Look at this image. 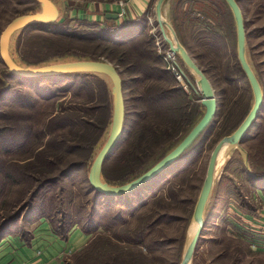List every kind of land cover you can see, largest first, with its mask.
Listing matches in <instances>:
<instances>
[{"label": "rangeland", "instance_id": "obj_1", "mask_svg": "<svg viewBox=\"0 0 264 264\" xmlns=\"http://www.w3.org/2000/svg\"><path fill=\"white\" fill-rule=\"evenodd\" d=\"M52 1L59 10V17L55 23L60 25L68 21L72 22L71 20L75 18L105 22L106 18H102L103 14L105 13L106 17V13L113 12L107 8V4H118L119 0ZM124 1H127L128 10L129 0ZM157 1L152 0L150 3L147 21L141 29V39L136 43L138 46L130 51V62L136 58L138 52L141 53L140 47L146 40L151 42L149 47L162 57L170 49L157 20L155 9ZM237 1L242 9L246 28V56L264 93V0ZM25 2L26 0H0V28L2 30L14 18L23 15L16 14V9H25ZM218 3L224 13L222 15L220 12L219 15L217 11H212L211 18H207L203 13L202 9L205 6L211 7L205 0H199V2L197 0H167L162 9L163 18L171 27L165 26L168 36L182 44L187 43L189 50L185 48L195 62L201 69L207 70L206 75L212 83L218 103L216 121L198 137L189 151L166 168L157 178L131 193L124 194L120 204L116 203L109 208L110 210H103L100 214L96 211L92 214L93 193H88L89 174L96 156L110 136L114 113V86L109 76L94 73L103 78L107 85L112 102L110 124L96 145L88 164L73 172L66 179L46 187L39 198L34 201L35 208L48 212L52 216L44 218L50 222L53 229L58 230V227L62 225L68 226L67 237L72 236L74 229L86 233L88 242L85 246L68 252L62 264H181L188 242L197 228L193 224L192 216L206 178L211 154L223 137L236 130L237 127L235 129L234 127L248 115L255 101L250 82L241 70L243 68L238 57V36L234 14L226 2L218 0ZM187 8L194 10V13L190 14L192 19H187L183 15ZM43 11L42 5L39 4L37 10L31 13H42ZM98 15L102 16L98 17ZM130 20L133 19L125 17L116 21L125 24ZM203 21L209 22L213 27L220 26L221 31L226 35V47L223 50L216 51L211 46H206L201 40L199 30L204 28ZM71 24L77 25L76 23ZM39 33L41 30L38 28L27 31L24 28L12 36L10 53L20 65L23 63L26 67H39L61 62L91 60L68 54L64 57L52 58L40 65H28L22 62L25 48H29L33 43L35 47H39V37L31 35ZM35 53L36 51L28 57L30 61L36 60ZM177 58L186 74L188 87L185 88L184 84L176 79L177 84L186 92L188 106L197 122L206 112V107L201 102L199 77L185 64L179 54ZM103 61L115 65L108 59ZM166 63L163 66L167 68ZM125 66V64L118 65L119 69L123 70L122 76L125 80L123 87L127 108L126 137V133L131 130L135 121L132 112L137 104L133 101V96L142 94L147 85L133 86L130 82L131 74ZM5 69L8 70L0 56V87L1 85L8 87L0 96V111L9 110L12 112L10 115L17 119L16 121H0V126H4L2 130L11 129L0 135V191L3 190L1 184L6 188L11 187L5 199L4 209L0 210V216H7V213L13 210L15 212L27 201L30 188H32L28 182L22 185L12 184L11 179L7 177L12 174V166L20 164L33 167L41 162L39 157L45 150V143L33 148L34 142H30L25 137L31 111L20 107L17 99L27 91L16 79L11 80L5 77L3 74ZM39 101L46 111L47 109L60 111L62 105L67 108L74 99L71 93H67L66 97L51 101V103L41 99ZM14 135L18 136L16 141H13L12 136ZM45 136L44 141L49 137H47V132ZM126 143H123L121 149L125 148ZM24 149L26 150L23 152ZM120 166H122L121 159L113 158L107 163V170L112 174L117 173L119 171L115 169ZM136 178L137 176L132 180ZM102 180L109 185H122L116 181L111 183L106 181L103 175ZM1 192L0 199L3 196ZM52 201L55 205L53 208ZM106 205L107 200H104V206ZM263 209L264 103L259 117L248 131L241 146L227 147L219 155L215 182L205 209V225L191 264H264ZM131 210H134V213L130 214ZM24 218L25 215L14 228L12 235H19L30 242L34 234L31 224L39 217H34L31 222H25ZM59 230H64V228ZM140 237L143 240L142 245L135 243ZM254 244L256 247L253 246ZM155 246L157 248L152 252L146 248Z\"/></svg>", "mask_w": 264, "mask_h": 264}, {"label": "trees", "instance_id": "obj_2", "mask_svg": "<svg viewBox=\"0 0 264 264\" xmlns=\"http://www.w3.org/2000/svg\"><path fill=\"white\" fill-rule=\"evenodd\" d=\"M197 1L199 2V0ZM205 1L211 5V7L205 6L202 9L207 18H211L212 11H217L219 15L222 12L223 15L224 10L218 0ZM223 2L225 3L226 0H223ZM24 4H26L24 10L15 8L16 14L35 12L40 3L36 0H26ZM149 10L148 8L142 16L125 24H121V22L118 24L119 21L107 18L105 22L101 23L75 18L71 20L72 22L68 21L60 25L54 22L51 24H33L25 28V31L33 28L41 30L39 34H31L39 37V47H35L33 43L24 50L22 62L28 65H40L52 58L64 57L68 54H75L83 59H108L114 62L121 76L123 70L119 69L118 65H126L125 69L131 74L130 82L133 86L147 85L142 94L139 93L133 96V101L137 106H134L132 112L135 121L131 130L126 133L125 137L124 126V136L103 166L102 175L110 183L116 181L118 184L123 185L148 171L166 156L172 148H175L199 122H195V116L188 106L186 92L177 84L174 75L163 66L165 62L162 55L149 47V45L151 46L149 40L144 42L143 46L145 48L140 47L141 53L138 52L132 62L129 60L130 51L138 46L136 43L141 39V29L147 21ZM193 11V9L187 8L183 15L187 19H192L190 14H193ZM202 24L204 28L199 30V33H201V40L204 44L211 46L216 51L223 50L226 47V35L221 31L220 26L213 27L207 21H203ZM2 31L0 28V36ZM183 45L189 50L187 43L183 42ZM35 51L36 60L30 61L28 57ZM22 65L24 66L23 63ZM202 70L205 73L207 71ZM241 70L246 78V73L243 69ZM3 74L8 79H16L26 89L27 93L17 99L20 107L31 111L25 137L30 142H34L33 148L45 143V150L39 157L41 161L39 164H35L33 167L15 164L16 166H12V174L7 176L11 179L12 184L22 185L28 182L32 188H30L27 201L15 212L13 210L7 213V216H0V242L6 236L14 233V228L18 226L24 215L25 222H31L36 216L52 217L48 212L35 208L34 201L39 198L46 187L66 179L73 172L88 164L96 145L103 137L112 118V102L106 82L97 74L68 73L23 77L6 69ZM123 84H125L124 79ZM1 86L4 88L0 87V96L8 89L6 86ZM67 93H71L74 101L67 108L62 105L60 111L55 109H47L46 111L44 105L39 101L41 99L51 103V101L66 97ZM11 113L9 110L0 111V121H16L17 119L11 116ZM242 119L234 129L245 118ZM215 121L216 115L204 132ZM3 127L0 126V135L11 130H2ZM46 132L47 137H49L44 141ZM16 137L18 136H12L13 141H16ZM22 139L24 138L22 137ZM125 142H127L125 148L121 149ZM21 146H23L22 143ZM113 158L121 159L122 166L115 169L119 172L112 174L107 170V163ZM1 186L3 190L0 192L3 196L0 199V210H3L6 196L11 187L6 188L3 184ZM88 193H93L92 214L95 211L99 214L103 210L108 211L110 207L112 208V205L120 204L123 197V195L107 196L97 191L91 184ZM104 200H107L106 206H104ZM53 203L52 201V208L55 207ZM129 213H134V210ZM62 228L64 230L60 231L59 229ZM54 230L61 237L67 238L68 226L62 225L58 227V230L55 228ZM115 235H117V232H115ZM135 243L142 245L143 240L140 237L139 241ZM146 248L152 252L157 247Z\"/></svg>", "mask_w": 264, "mask_h": 264}, {"label": "water", "instance_id": "obj_3", "mask_svg": "<svg viewBox=\"0 0 264 264\" xmlns=\"http://www.w3.org/2000/svg\"><path fill=\"white\" fill-rule=\"evenodd\" d=\"M36 1H38L44 9L42 13H28L17 16L9 22L2 31L0 36V56L3 63L10 72L23 77H41L68 73H100L109 76L114 86L113 123L107 142L99 151L92 164L89 174V182L93 188L107 196H120L137 190L147 182L156 178L166 168L171 166L181 156H183L211 124L216 115L218 103L210 79L195 62L185 46L180 41L176 40L175 42L170 36H168L165 26L168 25L170 27V25L166 20L164 22L162 12L163 5L167 0H158L155 7L156 16L159 26L161 27L164 40L169 44L170 50L179 54L185 64L198 75V85L202 92L201 102L206 107V112L199 122L191 129V131L181 140V142L152 168L129 183L119 186L109 185L102 180L103 166L108 157L117 148L123 136L126 118V101L122 76L115 65L103 60H76L48 64L39 67H25L16 62L10 53V43L14 33L33 24L54 23L59 17L58 7L52 0ZM226 2L234 14L238 36V57L252 87L255 101L251 111L239 127L232 134L223 137L217 143L211 154L206 178L203 182L192 216L193 223H196L198 228L188 242L181 264H191L195 254L200 235L205 225V209L215 182L216 165L223 146L227 143H235L238 144V146H241L243 140L248 134V131L259 117L264 103V93L261 83L250 66L246 56V28L242 9L237 0H226ZM106 18L119 20L120 17L118 13L108 12L106 13Z\"/></svg>", "mask_w": 264, "mask_h": 264}, {"label": "crops", "instance_id": "obj_4", "mask_svg": "<svg viewBox=\"0 0 264 264\" xmlns=\"http://www.w3.org/2000/svg\"><path fill=\"white\" fill-rule=\"evenodd\" d=\"M151 1L129 0L127 17L134 20L142 16ZM107 8L114 13L121 10L117 3L107 4ZM104 14L98 17L105 19ZM262 211L264 212V209ZM31 227L34 234L30 242L12 234L1 240L0 264H62L68 252L80 249L88 242L86 233L79 229H74L72 236L62 239L44 217L36 219Z\"/></svg>", "mask_w": 264, "mask_h": 264}, {"label": "built area", "instance_id": "obj_5", "mask_svg": "<svg viewBox=\"0 0 264 264\" xmlns=\"http://www.w3.org/2000/svg\"><path fill=\"white\" fill-rule=\"evenodd\" d=\"M118 5L120 6L121 10L117 12L119 14L120 18L127 17V1L119 0ZM177 53L172 52L170 49L167 51V54L163 56V59L165 60L168 70L175 76V78L184 84V87H188L187 83V77L182 69V67L178 63ZM256 247V244L253 245Z\"/></svg>", "mask_w": 264, "mask_h": 264}, {"label": "bare ground", "instance_id": "obj_6", "mask_svg": "<svg viewBox=\"0 0 264 264\" xmlns=\"http://www.w3.org/2000/svg\"><path fill=\"white\" fill-rule=\"evenodd\" d=\"M164 22H165V20H164ZM168 26V25H167ZM169 27V26H168ZM173 41H175L176 42V40H174V39H172ZM230 146H238V144H235V143H227V144H225L224 146H223V148H222V150H224V149H226L227 147H230ZM222 150H221V152H222ZM220 152V153H221ZM220 155V154H219ZM194 225H196L197 226V228H198V225L196 224V223H193ZM197 228H196V230H197ZM196 232V231H195ZM194 232V233H195ZM194 235V234H193Z\"/></svg>", "mask_w": 264, "mask_h": 264}, {"label": "flooded vegetation", "instance_id": "obj_7", "mask_svg": "<svg viewBox=\"0 0 264 264\" xmlns=\"http://www.w3.org/2000/svg\"><path fill=\"white\" fill-rule=\"evenodd\" d=\"M238 127H239V126H238ZM238 127H237V128H238ZM237 128H236V129H237Z\"/></svg>", "mask_w": 264, "mask_h": 264}]
</instances>
